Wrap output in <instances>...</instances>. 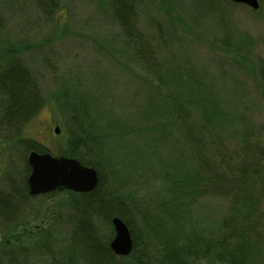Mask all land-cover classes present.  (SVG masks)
Here are the masks:
<instances>
[{
	"label": "rangeland",
	"instance_id": "obj_1",
	"mask_svg": "<svg viewBox=\"0 0 264 264\" xmlns=\"http://www.w3.org/2000/svg\"><path fill=\"white\" fill-rule=\"evenodd\" d=\"M51 1L56 7L49 16L37 0H0V53L9 43L22 48L24 63L45 97V107L19 138L59 157L67 143L63 95L81 96L105 135L110 182L119 185L124 197L132 195L152 209L166 196L167 176L173 180L196 171L192 147L170 115L171 104L186 99L193 119L214 122L231 148L244 129L264 125L256 69L264 58V0H259L260 12L226 0H137L138 27L157 53V76L127 49L105 0ZM6 135L0 130V190L8 174L24 171L16 140L8 142ZM66 198L59 193L29 200L9 237L0 233V244L10 238L13 247H30L34 235L46 230L63 240L66 230L55 220L59 214L66 218ZM228 204L215 197L201 199L187 212L186 231L214 234L229 213ZM102 236L111 241L112 228H103ZM33 260L47 263L43 257Z\"/></svg>",
	"mask_w": 264,
	"mask_h": 264
},
{
	"label": "trees",
	"instance_id": "obj_2",
	"mask_svg": "<svg viewBox=\"0 0 264 264\" xmlns=\"http://www.w3.org/2000/svg\"><path fill=\"white\" fill-rule=\"evenodd\" d=\"M105 2L127 49L142 67L157 76V53L138 27V1ZM51 3L37 0L39 9L49 16L56 7ZM260 11L261 5L254 12ZM3 25L0 13V30ZM23 53L22 48L10 43L0 53V130L7 133L8 142L16 140L24 162V171L8 174L0 190V233L6 238L10 226L21 219L23 205L36 198L29 194L26 156L31 151L49 153L32 140L19 138L45 107L43 90L25 65ZM256 69L264 98V58L259 59ZM185 100L171 104L169 112L192 147L196 171L180 179L167 176L164 193L168 201L165 196L151 209L132 195L124 197L119 185L110 182L106 170L112 167V160L105 148V135L91 120L86 100L64 93L61 108L67 143L58 156L95 169L98 185L88 193L63 190L46 194L50 198L59 193L67 196L63 206L66 218L59 214L55 220L66 230L65 237L58 240L50 230L40 232L36 228L40 232L34 235L36 242L22 249L13 247L10 238L4 239L0 264H35L33 259L37 257L46 258V264H197L207 260L217 264H264V125L244 129L237 146L231 148L214 122L206 117L193 119L190 103ZM206 197L227 200L229 213L214 234L195 228L186 231L189 208ZM114 217L122 219L130 230L133 250L129 256H115L109 248L110 238L102 236L103 228H112Z\"/></svg>",
	"mask_w": 264,
	"mask_h": 264
},
{
	"label": "water",
	"instance_id": "obj_3",
	"mask_svg": "<svg viewBox=\"0 0 264 264\" xmlns=\"http://www.w3.org/2000/svg\"><path fill=\"white\" fill-rule=\"evenodd\" d=\"M232 3L258 10V0H228ZM58 132V130H56ZM31 172L27 179L29 194L38 196L54 191L69 190L76 193L92 192L98 185V173L68 158H55L49 153L32 151L27 156ZM114 237L110 249L117 256L126 257L133 249L130 230L123 220L115 217L111 220Z\"/></svg>",
	"mask_w": 264,
	"mask_h": 264
}]
</instances>
